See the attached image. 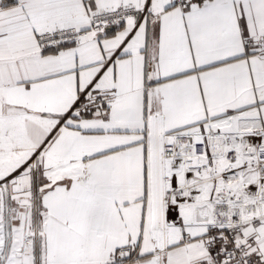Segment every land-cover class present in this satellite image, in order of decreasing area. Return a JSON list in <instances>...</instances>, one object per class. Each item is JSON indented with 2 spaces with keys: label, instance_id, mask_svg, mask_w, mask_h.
<instances>
[{
  "label": "snow or ice",
  "instance_id": "6c2138e0",
  "mask_svg": "<svg viewBox=\"0 0 264 264\" xmlns=\"http://www.w3.org/2000/svg\"><path fill=\"white\" fill-rule=\"evenodd\" d=\"M0 264H264V0H0Z\"/></svg>",
  "mask_w": 264,
  "mask_h": 264
}]
</instances>
